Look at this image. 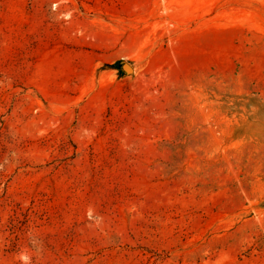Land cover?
Masks as SVG:
<instances>
[{"label":"rangeland","instance_id":"374dc122","mask_svg":"<svg viewBox=\"0 0 264 264\" xmlns=\"http://www.w3.org/2000/svg\"><path fill=\"white\" fill-rule=\"evenodd\" d=\"M0 264H264V0H0Z\"/></svg>","mask_w":264,"mask_h":264},{"label":"trees","instance_id":"16d2710c","mask_svg":"<svg viewBox=\"0 0 264 264\" xmlns=\"http://www.w3.org/2000/svg\"><path fill=\"white\" fill-rule=\"evenodd\" d=\"M101 70H112L115 71L116 73L121 74V65L118 62H114L112 64H105L102 66Z\"/></svg>","mask_w":264,"mask_h":264},{"label":"water","instance_id":"95a60500","mask_svg":"<svg viewBox=\"0 0 264 264\" xmlns=\"http://www.w3.org/2000/svg\"><path fill=\"white\" fill-rule=\"evenodd\" d=\"M121 69H122L123 71H125L126 73H130V72H131V68H130L129 65H127V64H123V65H121Z\"/></svg>","mask_w":264,"mask_h":264},{"label":"clouds","instance_id":"9594fccd","mask_svg":"<svg viewBox=\"0 0 264 264\" xmlns=\"http://www.w3.org/2000/svg\"><path fill=\"white\" fill-rule=\"evenodd\" d=\"M24 259H25V261H27L28 258L27 257H24Z\"/></svg>","mask_w":264,"mask_h":264}]
</instances>
